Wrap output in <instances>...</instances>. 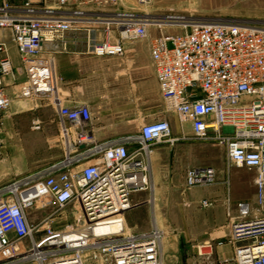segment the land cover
<instances>
[{
  "label": "built area",
  "instance_id": "built-area-1",
  "mask_svg": "<svg viewBox=\"0 0 264 264\" xmlns=\"http://www.w3.org/2000/svg\"><path fill=\"white\" fill-rule=\"evenodd\" d=\"M120 7V0H0V32L9 33L20 63L16 69L0 41V113L12 102L4 80L23 78L15 98L56 108L62 147L59 159L0 188V264H165L163 233L155 225L127 232L125 214L134 194L150 191L152 147L186 138L220 148L227 170L255 173L254 202H237L230 218L233 256L219 264H264V29ZM150 28L157 31L149 52L162 112L175 117L181 137L158 120L97 142L89 109L57 101L53 55L67 53V33L83 32L86 54L122 57L124 44L145 40ZM215 178L211 167L192 168L185 187H209ZM43 210L50 212L31 224L28 213Z\"/></svg>",
  "mask_w": 264,
  "mask_h": 264
},
{
  "label": "rangeland",
  "instance_id": "rangeland-1",
  "mask_svg": "<svg viewBox=\"0 0 264 264\" xmlns=\"http://www.w3.org/2000/svg\"><path fill=\"white\" fill-rule=\"evenodd\" d=\"M136 1L120 0V8L153 15L179 14L200 22L253 24L264 29V0H150V4L146 7L139 6ZM150 29L152 34L157 35L155 28ZM167 33L177 34L178 30L171 29ZM18 79L22 80L21 77ZM141 89H144L143 85ZM168 118L172 136L181 137L175 117L170 114ZM155 121L158 120L151 122ZM35 123H38L39 130H32ZM5 127H13L23 133L43 132L49 137V144L44 149L36 140L31 141L30 144V141L22 137L18 141L14 140V145L9 146L8 150L9 143L4 140L2 134L0 188L15 178L46 165L31 164L33 161L49 158L50 155L55 157L62 153L55 138L57 121L48 101L15 98L10 107L0 113V133ZM183 134L190 135L188 128ZM19 137L20 135L16 139ZM159 148L164 150L152 166L150 191L134 194L132 204H136L137 201L143 204L125 214L127 232L145 233L155 225L164 235L160 245V255L165 264H187V261L197 264V259L199 260L200 257L205 258V264H219V261L210 256L211 246L201 248L199 255L197 247L193 249L191 245L197 242L200 244L202 222H220L229 233L230 218L235 215V204L239 201L254 202L255 173L237 168L227 170L223 151L209 143L195 142L186 138L173 146L156 145L152 150L155 152ZM13 151L15 156L11 157L8 152ZM151 157L153 158V155ZM200 167H211L215 170L214 185L186 189L187 171ZM28 168L30 170L26 171ZM10 170L17 173H12ZM200 200L206 201L208 206L202 208ZM49 212V210L29 212L30 223L38 224ZM227 240L228 236L226 240L222 239L223 242Z\"/></svg>",
  "mask_w": 264,
  "mask_h": 264
},
{
  "label": "crops",
  "instance_id": "crops-1",
  "mask_svg": "<svg viewBox=\"0 0 264 264\" xmlns=\"http://www.w3.org/2000/svg\"><path fill=\"white\" fill-rule=\"evenodd\" d=\"M84 36L83 32L67 33L65 35L68 45L67 53H62L57 48L53 55L55 96L60 106L65 108L86 106L91 117V132L97 142L135 135L138 133L140 125L154 120L168 121V115L162 112L150 58L149 39L155 36L151 29L148 30L145 40L125 43L122 57H95L86 54L82 42ZM0 41L6 44L13 66L19 69V58L7 31L0 32ZM22 81L23 78L22 80L17 79L12 84L9 79L4 80V91L11 101L15 100V91ZM141 85L144 86L143 90ZM49 104L56 119V108L50 102ZM186 128L190 131L187 125L184 130ZM2 134L4 140L9 143L7 149L14 145V140L18 141L22 137L30 141V144L31 141L36 140L44 149L49 144V137H46L43 132L34 134L27 131L23 133L13 127H5L4 131L0 133L1 143ZM18 135L20 137L16 139ZM55 138L62 150L58 129ZM163 150V148H159L155 152L152 151L151 171ZM14 153V151L8 152L11 157L15 156ZM60 156V153L55 157L50 155L49 158L37 159L31 164H49L59 159ZM29 170L30 168L26 169V171ZM10 172L17 173L13 170ZM18 172L20 173V171ZM142 204L137 201L136 204L133 203L132 209ZM200 231V244L197 242L198 244L191 245V248L211 246L210 256L217 261L232 258L233 247L228 243V240L222 241V239H227L228 233L220 222H202ZM204 262L205 258L197 259V264H205ZM187 264L193 263L187 261Z\"/></svg>",
  "mask_w": 264,
  "mask_h": 264
}]
</instances>
